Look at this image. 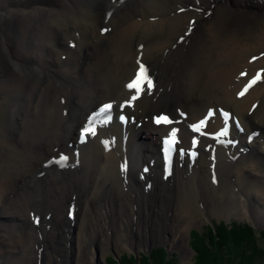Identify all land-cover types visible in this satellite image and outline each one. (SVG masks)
<instances>
[{"label":"bare ground","instance_id":"6f19581e","mask_svg":"<svg viewBox=\"0 0 264 264\" xmlns=\"http://www.w3.org/2000/svg\"><path fill=\"white\" fill-rule=\"evenodd\" d=\"M138 73L139 93L127 87ZM0 94L12 96L7 120L0 116V264L13 254L14 264L34 259L16 240L37 244L35 226L54 207L60 230L40 232V243H52L47 263L69 264L58 239L77 206L76 250L86 258L96 219L88 206L101 195L117 219L116 249L131 226L124 220L137 216L141 227L151 209L155 229L169 218L171 190L177 223L199 205L264 227V0H0ZM108 104L110 117L101 112ZM69 165L79 172L58 173ZM152 176L161 191L148 197ZM30 177L42 179L12 191ZM74 193L79 202L69 205ZM21 220L26 232L7 230Z\"/></svg>","mask_w":264,"mask_h":264},{"label":"rangeland","instance_id":"374dc122","mask_svg":"<svg viewBox=\"0 0 264 264\" xmlns=\"http://www.w3.org/2000/svg\"><path fill=\"white\" fill-rule=\"evenodd\" d=\"M67 48L70 49V47H67ZM60 50L64 51L63 49H60ZM11 99H12V96H4V95L0 94V116L3 117L2 118L3 121L7 120V117H6L7 111L6 110L9 109V106H8V104H6V101L11 102ZM229 152H232V149L231 150L226 149L225 153H229ZM238 156H239V153L234 152L233 155L230 157L229 161L236 160L238 158ZM53 163L54 162H51L50 165H48L46 167L52 168V167H55L58 165L59 166L65 165L64 163L58 164V165H52ZM66 167L65 166L59 167L58 173L59 172L64 173L66 170H71L72 171L71 173L74 172V174L76 172H79L72 165H69V167H67V168ZM84 167H86L85 168V171H86L88 165H86V163H85ZM91 168L93 170L94 166L91 165L90 170H91ZM192 168H195V166L194 167H186V165H185V168L182 170L188 169L189 172L192 173ZM150 173H152V171H150ZM41 179H42V177H40V178L30 177L29 180L23 181L21 184H18L12 191L13 192L23 191L22 190L23 188H27L29 186L32 187V186H34V184H39ZM236 180H237L236 178H233L231 184L237 185ZM33 181H34V183H33ZM66 181H67L66 183L69 185L71 180H66ZM152 181H153V184L150 182L149 179L147 180L148 190L146 192H147L148 197H155L156 194L161 191V188H159V186H158V182L156 181V179L153 176H152ZM16 183L17 182H14L11 184L16 185ZM79 184H81V183L77 182L76 185H79ZM12 191H7L5 194H7V193L10 194ZM69 191H71V190H69ZM171 191L173 193L172 200L170 202L167 201L166 204L164 203L165 206L166 205L168 206V203H171L170 208H169L170 212L168 213L169 218L167 217L165 219H160L159 220L160 222H158V224L157 223L155 224L156 228L157 227L160 228L158 230L161 231V234L163 235L161 240L159 239L157 241H154L152 239L153 236H155L154 233L156 231V228L155 229L153 228L154 219L149 220V218L151 216V209H148V211L146 212V216L148 217L146 219L148 220V223L147 222L145 223V220H142L141 225H140L142 228L138 226L139 217H137V216L133 217L134 219L129 218V219L124 220V223L128 222V221L131 222V220H132V222H131L130 227L123 229L124 232L126 233V237L124 238V244H121V247L118 249H116L115 243H114V238H115L116 233H117V231H115L116 228L114 225V220H117V219H111L112 217H109V216H111L108 214V213H110V210L107 207L106 202L104 200L107 198L105 197L103 199L102 198L103 195H101V197L98 200H96L94 202L90 201L91 203L89 202L88 212H89V215L91 216V218H92V216H94V217H96V219L93 220L94 221V223H93L94 227L91 225V223H89L86 226V229H88V227L90 226L89 232L92 231L89 233V236H87L85 238L86 241L89 243L88 244L89 249L87 251L86 258H82L81 253L78 254L77 250H76V247L78 248L77 239L81 233V232L78 233L79 232L78 225L80 224L81 218H83V215L80 214L81 212L76 215V213L79 212L78 206L75 207L74 210L70 207L69 210H72V211L69 213H71L72 219L70 217H69V219L73 220L74 222L72 223V227L69 229V231H66L63 228V230L65 231V235H60V237L58 239L60 246L57 247L58 249H65V251H69L70 253H68V252L63 253L62 252V255H60V257L58 256L59 260H61V257L63 256V259L67 257L69 264H127L126 262L130 261V260L136 261L138 264L139 263L140 264H142V263L143 264H155L156 260L154 261L153 252L160 249V250H164L165 254H167V259H166L167 264H169L171 262L172 263L174 262L176 264H196L197 252L194 250V248L192 246L193 240H194L193 236H194L195 232L198 234L204 233V234L210 236L209 233L207 232L208 229H212L215 232L216 228L221 224L228 226L230 229H232L235 224H237L239 226L249 225L259 232H264V227L257 224L256 221L254 219L249 218V216L248 217L242 216L236 212H231V214L224 213V215H210V214H208V212L205 209L201 210L202 206H199V205L197 206V209H200V211H198L196 213L194 219H189L188 222L184 221V220H180L177 223V220H174V218H173L174 208L176 206V201H177V199L175 197L176 196L175 195L176 190H171ZM14 194L16 195V193H14ZM75 198H76V193H74L73 199L69 201V205H70V203L72 204V202L75 203L78 201L77 199L75 200ZM108 198H112L114 200L113 202H115V203L120 201V199H117L112 194H109ZM163 202L164 201H162V199L159 198V200H156L153 203V205L156 207V209H162V207H160V205H162ZM108 204L111 205L112 203L108 202ZM36 205H39V206H37L38 209L41 208L40 204H36ZM83 206L86 207L85 205H83ZM50 211H51L50 214L52 216L47 215V216H44L42 219V225H44V226L43 227H40L41 225L35 226V228H36L35 230H37V232L39 234V237L36 238L37 244H34L35 241L33 240V238L26 237V238H24L25 240L23 238H22L23 240H21L20 238L19 239L17 238L16 241H20V242L24 241L22 243V245L25 244L27 246L29 253H32L30 251L33 250V256H34L35 260L32 258L31 254H30L29 255L30 260L26 259L24 257L25 259L23 258V262H24L23 264H48L47 261L49 259L50 252L53 251L51 249V247H49L50 244L52 245V243H51V240H45L46 242L42 241L40 243V240H42V237H44L40 234V232H42L44 230L53 229V231L51 233V235H52L55 230H60V228H61V226L59 224H57L59 226H57V228H56V224L54 223V219L56 218V215L61 213V208L60 207L59 208L54 207ZM158 211H160V210H158ZM163 211L166 214L168 212V210H163ZM42 212L43 211H41L40 213H42ZM98 213H100L104 217H102ZM11 214H12V212L9 211V212H6L4 215H5V217L8 218L9 216H11ZM53 215H55V216L53 217ZM106 216H108V218ZM40 217H39V219H40ZM26 218L27 217H25V219ZM6 219L3 220L2 222H7ZM39 219L36 220V224L38 223L37 221ZM143 219H145V218H143ZM25 224H28V223H26L25 220L24 221L21 220V222H18L16 224V228L13 229V227H8L7 230H9V232H11L13 230L12 231L13 233H18L21 230L23 232H26L25 230H28V229L27 228L24 229V226H26ZM39 224H40V221H39ZM173 224H175V227H176V225H178V226L183 227L185 229V232L184 231L182 232L183 236H181L182 233H178V231H176V229H175V233H172ZM99 226H102V228H100ZM127 226H129V225H127ZM187 228H189L188 231H187ZM145 232H146V234H145ZM147 232H148V234H147ZM146 236L148 237V240L144 241L143 238H145ZM80 237L82 239V233H81ZM57 238H58V236L55 238L54 242L57 240ZM0 242H2V241L0 240ZM259 242L262 246H264V239L260 240ZM31 243H32V246L34 244V247L30 246ZM30 247H32V248H30ZM19 257H20V255L13 254L11 256H6V257H3V259L2 258L1 259L3 262H6V264L7 263L8 264H11V263L14 264V262H17V259H19ZM144 257H146V259H143ZM147 258H148V260H147ZM149 259H150V261H149ZM142 260H143V262H142ZM49 264H50V262H49Z\"/></svg>","mask_w":264,"mask_h":264},{"label":"trees","instance_id":"16d2710c","mask_svg":"<svg viewBox=\"0 0 264 264\" xmlns=\"http://www.w3.org/2000/svg\"><path fill=\"white\" fill-rule=\"evenodd\" d=\"M207 232L210 236L194 233L192 246L197 252L196 264H264V246L259 242L264 239V232L249 225L237 224L232 229L221 224L216 228V233L212 229ZM153 257L155 264H167L164 250H156ZM126 263L138 264L132 260Z\"/></svg>","mask_w":264,"mask_h":264},{"label":"snow or ice","instance_id":"6c2138e0","mask_svg":"<svg viewBox=\"0 0 264 264\" xmlns=\"http://www.w3.org/2000/svg\"><path fill=\"white\" fill-rule=\"evenodd\" d=\"M147 70L143 67V65H141V72L144 73L146 72ZM140 73L137 74V78L135 80H133L132 82H130L127 87L129 89H133L135 88L137 90V93H139L140 91ZM145 79H147V77H145ZM150 82V81H149ZM243 94V93H241ZM132 99H136V96H133ZM112 107V105L108 104V105H105L103 107V109H101V112L104 113L105 115H108L110 117V112L108 110H110ZM157 123H159L161 120H164L165 122H167V117H157ZM203 123V122H201ZM193 128H196L195 125H193ZM87 131V130H86ZM223 134V133H222ZM172 135L174 136L175 135V131L172 133ZM165 143H168V141L166 140ZM66 159V157L64 158ZM126 167V165H125Z\"/></svg>","mask_w":264,"mask_h":264}]
</instances>
